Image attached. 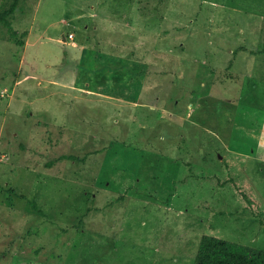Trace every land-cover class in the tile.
Masks as SVG:
<instances>
[{
  "label": "rangeland",
  "instance_id": "374dc122",
  "mask_svg": "<svg viewBox=\"0 0 264 264\" xmlns=\"http://www.w3.org/2000/svg\"><path fill=\"white\" fill-rule=\"evenodd\" d=\"M14 5L0 264H194L204 234L264 249V0Z\"/></svg>",
  "mask_w": 264,
  "mask_h": 264
},
{
  "label": "trees",
  "instance_id": "16d2710c",
  "mask_svg": "<svg viewBox=\"0 0 264 264\" xmlns=\"http://www.w3.org/2000/svg\"><path fill=\"white\" fill-rule=\"evenodd\" d=\"M14 3L8 10L0 11V22L9 23ZM194 264H264V249L204 234Z\"/></svg>",
  "mask_w": 264,
  "mask_h": 264
},
{
  "label": "built area",
  "instance_id": "2783aa9c",
  "mask_svg": "<svg viewBox=\"0 0 264 264\" xmlns=\"http://www.w3.org/2000/svg\"><path fill=\"white\" fill-rule=\"evenodd\" d=\"M72 36H73L72 33L68 34V37H69V38H71Z\"/></svg>",
  "mask_w": 264,
  "mask_h": 264
}]
</instances>
